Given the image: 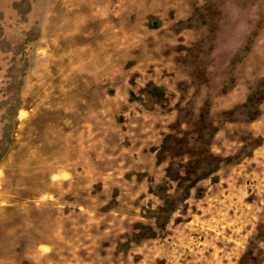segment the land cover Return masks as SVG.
Listing matches in <instances>:
<instances>
[{"label":"rangeland","instance_id":"1","mask_svg":"<svg viewBox=\"0 0 264 264\" xmlns=\"http://www.w3.org/2000/svg\"><path fill=\"white\" fill-rule=\"evenodd\" d=\"M0 264H264V0H0Z\"/></svg>","mask_w":264,"mask_h":264}]
</instances>
